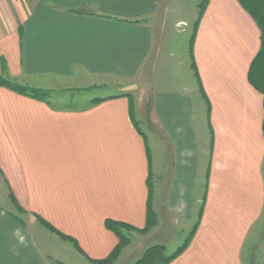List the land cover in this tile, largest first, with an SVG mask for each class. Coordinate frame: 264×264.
<instances>
[{"label": "crops", "instance_id": "1", "mask_svg": "<svg viewBox=\"0 0 264 264\" xmlns=\"http://www.w3.org/2000/svg\"><path fill=\"white\" fill-rule=\"evenodd\" d=\"M197 1L0 0V76L66 96L0 87V264L104 260L107 220L144 228L148 177L157 225L113 264L197 219L170 264H264V114L247 80L260 32L237 0H209L182 55L175 26Z\"/></svg>", "mask_w": 264, "mask_h": 264}, {"label": "trees", "instance_id": "2", "mask_svg": "<svg viewBox=\"0 0 264 264\" xmlns=\"http://www.w3.org/2000/svg\"><path fill=\"white\" fill-rule=\"evenodd\" d=\"M209 0H200L198 4L199 14L197 21L195 22L194 28L197 26V23L204 12L206 5ZM241 8L252 18L256 27L260 32V47L253 58L247 73L248 83L254 88L260 95L262 96V109L264 114V0H237ZM192 41V39H191ZM192 43V42H191ZM190 43V56L192 62V69L194 70V74L198 79V83L201 88L200 80L198 78V74L196 71L195 63L193 60L192 47ZM0 87L8 89L18 95H22L28 98H31L36 101L48 103L51 97V92L46 90H39L34 88H29L26 86H21L15 84L9 80L4 79L0 76ZM104 99H95L92 101V104H97L103 101ZM129 117L132 122L134 128L140 133L138 128V122L135 119L134 110H133V102L131 98H129ZM209 113V110H208ZM207 113V114H208ZM141 134V133H140ZM262 135L264 138V117L262 121ZM147 157L149 162V153L147 151ZM148 186V199H147V211H146V223L143 229L139 230L133 228L129 225L116 223L112 221H106L105 227L106 229L112 231L116 237L118 238V244L114 248V250L110 253V255L104 260L95 261L94 264H113L117 259L120 251L126 247L130 243V233H137L140 235H146L149 233L156 225H157V216L156 213L151 208V198H152V190L149 184V177L147 179ZM204 204V198L202 199V204L200 208L199 217L201 215L202 206ZM198 221L190 230L188 235L183 240L182 244L177 247L174 253L168 254L166 247L163 245H152L146 248L139 259H137L133 264H170L177 257H179L189 246L196 229L198 227Z\"/></svg>", "mask_w": 264, "mask_h": 264}, {"label": "rangeland", "instance_id": "3", "mask_svg": "<svg viewBox=\"0 0 264 264\" xmlns=\"http://www.w3.org/2000/svg\"><path fill=\"white\" fill-rule=\"evenodd\" d=\"M192 1H193L192 3L198 2L197 0H192ZM194 7L196 6H193V8ZM192 9L189 8V9H186V11L181 12L180 18L184 22H181L175 26L176 28H175L174 36L172 40L175 44V50L182 53V55L185 54V56L186 55L188 56L189 39L194 29L195 22L197 21V16H195L194 11H191ZM190 11H191V14H189ZM119 92L120 91L116 87H110L107 89H102L100 91H91L90 93L84 95L86 97L85 99H82V102H86L87 99H90L92 97L103 98L106 96L118 94ZM63 97H66L65 93H62V92L52 93L51 92V97L49 101L50 100L54 101L58 98H63ZM197 221L198 219L193 220L182 234H178L175 240L170 242V244L165 245L168 254H172L175 252L177 247L182 244L183 240L188 235V233L193 228V226L197 223ZM132 234H136V233H130V240L133 242L135 240L134 239L135 235H132Z\"/></svg>", "mask_w": 264, "mask_h": 264}]
</instances>
